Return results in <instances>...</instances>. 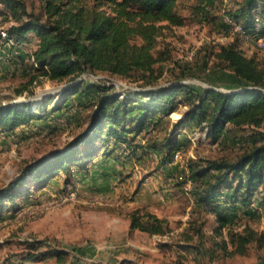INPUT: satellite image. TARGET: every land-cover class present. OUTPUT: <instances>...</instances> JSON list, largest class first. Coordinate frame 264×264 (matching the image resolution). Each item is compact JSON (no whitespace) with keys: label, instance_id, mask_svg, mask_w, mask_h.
Listing matches in <instances>:
<instances>
[{"label":"trees","instance_id":"1","mask_svg":"<svg viewBox=\"0 0 264 264\" xmlns=\"http://www.w3.org/2000/svg\"><path fill=\"white\" fill-rule=\"evenodd\" d=\"M35 1L29 7L26 0H0V14L12 19L5 41L19 46L34 36L37 47L32 59L37 67L32 78L41 75L67 83L51 113L58 112L62 102V107L73 105L79 95L94 108L89 123L64 148L27 163L20 175L0 188V216L7 205L11 213L17 212L22 207L17 201L29 200L33 187L49 185L59 173L69 181L75 172L95 177L102 167L104 179L115 175L120 181L123 173L115 171L117 165L124 169L127 161L136 165L156 155L160 167L172 170L166 174L176 179L172 185L192 196L180 249L217 261L245 255L252 244L261 245L264 232L249 222L264 217V59L247 55L237 40L211 46L198 70L229 72L237 88L199 89L184 82L185 69L167 85H158L159 68L172 54L168 47L156 48L166 29L185 24V17L177 12L180 0ZM225 14L242 25L244 37L264 38V0H236ZM99 74L134 82L139 88L123 96L113 84L79 80ZM53 100L43 101L38 113L29 110L31 105L0 107V130L47 123ZM180 108L181 118L169 128L171 113ZM230 128L260 131L233 159L192 158L182 172L178 163L168 166L176 152L188 146V132L206 130L207 138L219 144ZM127 218L131 232L164 237L173 231L166 217L144 206L130 210ZM44 245L42 240L30 242L31 251L22 263H38L50 256L59 264L70 261L66 250L49 248L40 253Z\"/></svg>","mask_w":264,"mask_h":264},{"label":"rangeland","instance_id":"2","mask_svg":"<svg viewBox=\"0 0 264 264\" xmlns=\"http://www.w3.org/2000/svg\"><path fill=\"white\" fill-rule=\"evenodd\" d=\"M26 1L31 7L33 0ZM235 1L215 0L210 4L205 0H180L177 12L185 17V24L166 29L156 48L159 51L168 47L172 54V58L159 68L158 85H167L175 73L185 69L188 76L184 82L199 89L210 85L222 91L237 88L238 82L229 72L198 70L197 65L202 63L211 46L237 40L247 55L264 59V49H258L256 39L234 33L228 23L225 11L231 9ZM11 24L10 16L0 14V107L31 105L29 110L38 113L42 102L53 97L48 108L50 112L60 101L67 83L51 81L41 75L32 78L37 67L32 59L37 40L30 35L28 41L19 46L13 41L6 42L3 33ZM83 79L113 84L123 96L133 95L139 88L134 82L107 74L85 75ZM85 101L79 95L73 105L62 107L63 102L60 103V110L50 112L47 123L41 120L11 132L0 130V188L20 175L27 163L64 148L82 131L94 108ZM182 109L171 113L169 128L181 118ZM255 131L260 130L230 128L219 144L207 138L206 130L188 132L190 142L181 152L180 170H184L192 158H235ZM158 159L152 155L136 165L127 161L124 169L117 165L115 171L123 173L120 181L115 175L104 179L106 170L99 167L95 177L75 172L67 181L66 175L59 173V178L51 181L52 186L33 187L29 192L33 200L23 202L18 213H10L7 205L0 216V264H59L53 256L38 263H22V257L31 251L28 250L29 243L38 240L45 242L40 253L49 248L69 251L68 264H264V242L252 244L245 255L217 261L199 258L180 249L178 243L183 241L181 233L193 200L188 192L183 194L172 185L176 179L166 175L172 170L160 167ZM74 190L79 193L74 201L60 206L52 204L56 196ZM142 206L166 217L173 228L171 234L163 237L131 232L128 212ZM249 223L264 232V217Z\"/></svg>","mask_w":264,"mask_h":264},{"label":"built area","instance_id":"3","mask_svg":"<svg viewBox=\"0 0 264 264\" xmlns=\"http://www.w3.org/2000/svg\"><path fill=\"white\" fill-rule=\"evenodd\" d=\"M257 22L260 21V18L257 17ZM228 23L230 24L231 28L234 30V33H237L241 36H245L246 35V31L244 30V28L242 27L241 24H239L238 22L234 21L233 19H231L230 17L227 19ZM3 35L6 36V33L4 32ZM256 45L259 49H264V38H259L256 40ZM182 159V154L181 152H176V154L174 155V162L169 164L170 166L172 164H176L178 163L180 160ZM191 182L188 183V186L190 187ZM62 194V193H61ZM60 194V196H56L53 200H52V204L55 206H60L62 204H65L68 201H74L75 199H77L79 197V193L78 191H67L65 193H63L62 195Z\"/></svg>","mask_w":264,"mask_h":264},{"label":"crops","instance_id":"4","mask_svg":"<svg viewBox=\"0 0 264 264\" xmlns=\"http://www.w3.org/2000/svg\"><path fill=\"white\" fill-rule=\"evenodd\" d=\"M180 172H182V170L180 171ZM58 182V181H57ZM49 185H51L52 186V182L49 184ZM32 197H30V199L29 200H33V199H31ZM21 200V199H20ZM35 201V200H34ZM18 203H20V204H22L21 202L22 201H17ZM22 206V205H21ZM19 210V209H18ZM19 212V211H18ZM17 212V213H18ZM10 213H11V211H10ZM129 229H130V222H129ZM68 264V263H67Z\"/></svg>","mask_w":264,"mask_h":264},{"label":"water","instance_id":"5","mask_svg":"<svg viewBox=\"0 0 264 264\" xmlns=\"http://www.w3.org/2000/svg\"><path fill=\"white\" fill-rule=\"evenodd\" d=\"M83 79V77L81 78V79H79V80H82ZM65 88V86L63 87V89ZM207 88H209V86H207Z\"/></svg>","mask_w":264,"mask_h":264}]
</instances>
